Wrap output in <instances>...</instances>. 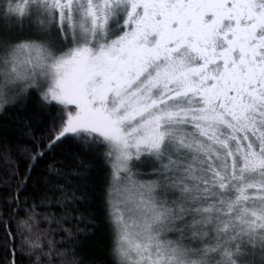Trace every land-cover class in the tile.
Segmentation results:
<instances>
[{
	"label": "snow or ice",
	"instance_id": "snow-or-ice-1",
	"mask_svg": "<svg viewBox=\"0 0 264 264\" xmlns=\"http://www.w3.org/2000/svg\"><path fill=\"white\" fill-rule=\"evenodd\" d=\"M33 93L0 264H97L94 201L105 264H264V0H0V112Z\"/></svg>",
	"mask_w": 264,
	"mask_h": 264
},
{
	"label": "trees",
	"instance_id": "trees-1",
	"mask_svg": "<svg viewBox=\"0 0 264 264\" xmlns=\"http://www.w3.org/2000/svg\"><path fill=\"white\" fill-rule=\"evenodd\" d=\"M37 97L33 93L27 106L19 105L8 106L5 111L0 112V137L7 136L10 141L15 143L18 139L25 143H30L26 138H22L17 130V125L23 127L24 121H28L39 136L44 130V121L33 118L34 112L38 111ZM7 126V127H5ZM49 163L59 166L61 163L68 165L70 160L59 150L49 151L44 157L38 160L33 171V175H47V165ZM24 163L21 162V173L24 171ZM32 193L34 190L29 184L24 194ZM7 194L6 189L0 188V203L3 202V197ZM23 196V194H22ZM92 208L95 210L96 226L93 231L87 236L82 237L83 243L79 247V251L84 255L86 260L96 261L97 264H105L107 260V225L103 222L104 210L98 201L92 203Z\"/></svg>",
	"mask_w": 264,
	"mask_h": 264
}]
</instances>
